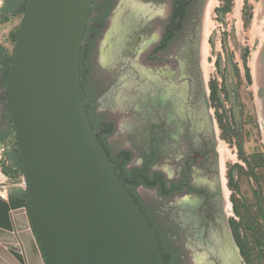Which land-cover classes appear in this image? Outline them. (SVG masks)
<instances>
[{"label":"water","instance_id":"water-1","mask_svg":"<svg viewBox=\"0 0 264 264\" xmlns=\"http://www.w3.org/2000/svg\"><path fill=\"white\" fill-rule=\"evenodd\" d=\"M94 0H28L6 79L28 202L0 199V264H166L89 118L82 48Z\"/></svg>","mask_w":264,"mask_h":264},{"label":"flooded vegetation","instance_id":"flooded-vegetation-1","mask_svg":"<svg viewBox=\"0 0 264 264\" xmlns=\"http://www.w3.org/2000/svg\"><path fill=\"white\" fill-rule=\"evenodd\" d=\"M208 2L94 0L83 40V72L90 56L117 67L103 103L132 109L144 126L135 133L145 156L134 170L122 167L128 155L119 152L117 160L96 134L154 230L166 264H247L229 217L228 175L209 112L214 93L205 89L201 52ZM259 61L264 73V49ZM258 98L264 109V84ZM142 188L163 204L155 216Z\"/></svg>","mask_w":264,"mask_h":264},{"label":"rangeland","instance_id":"rangeland-1","mask_svg":"<svg viewBox=\"0 0 264 264\" xmlns=\"http://www.w3.org/2000/svg\"><path fill=\"white\" fill-rule=\"evenodd\" d=\"M213 1L215 6L209 14L205 54L201 52V57L206 94L216 90L210 99L209 112L218 125L216 134L221 141L220 147L226 149L224 170L228 175L226 196L231 203L229 217L246 263L264 264V109L258 98V89L264 84L259 61L264 49V0ZM21 18L0 11V39L12 53ZM86 63L82 71L83 98L95 132L117 160L119 152L128 155L127 166L134 170L145 156L135 133L143 132L144 126L140 119L133 117L132 109L103 103L104 87L114 83L117 67L109 60L98 61L91 56ZM3 89L6 96L5 85ZM105 122L108 128H99ZM10 124L11 141L6 156L12 149L21 165L12 121ZM0 169L12 175L13 185L24 186L22 166L13 170L0 161ZM140 193L154 216L156 211H162L163 204L153 192L142 188Z\"/></svg>","mask_w":264,"mask_h":264},{"label":"crops","instance_id":"crops-1","mask_svg":"<svg viewBox=\"0 0 264 264\" xmlns=\"http://www.w3.org/2000/svg\"><path fill=\"white\" fill-rule=\"evenodd\" d=\"M28 0H0V11L7 15L22 16ZM11 31V29H10ZM12 58V51L7 45L0 39V161L7 168L16 170L20 165L17 162V157L12 153V149H9V156H6L9 142L11 141V124H10V110L9 101H6L4 92V80L6 71L9 69L6 63L10 62ZM2 169V168H1ZM0 169V185H4L8 188L9 198L8 202L13 209L24 207L28 202L27 194L24 186L21 184H12L11 174H6Z\"/></svg>","mask_w":264,"mask_h":264},{"label":"bare ground","instance_id":"bare-ground-1","mask_svg":"<svg viewBox=\"0 0 264 264\" xmlns=\"http://www.w3.org/2000/svg\"><path fill=\"white\" fill-rule=\"evenodd\" d=\"M214 1L213 0H209L207 6H206V16H205V28H204V39H203V42H202V50H203V54H205V46H206V41H207V27H208V24H209V14L212 12V9L214 8ZM205 56V55H204ZM220 152H221V156H222V161H225L226 159V149L225 147H221L220 149Z\"/></svg>","mask_w":264,"mask_h":264},{"label":"trees","instance_id":"trees-1","mask_svg":"<svg viewBox=\"0 0 264 264\" xmlns=\"http://www.w3.org/2000/svg\"><path fill=\"white\" fill-rule=\"evenodd\" d=\"M219 12L222 13L221 10H219ZM81 71H83V70L81 69ZM7 76H8V71H6L5 80H4L5 81L4 82L5 88H6V79H7ZM215 92H216V90H213L214 95H215ZM6 94H7V92H6ZM6 97L8 98V94L6 95ZM103 126L104 125H102V126L100 125L99 128H102ZM93 128L96 131V128L95 127H93ZM97 137H98V135H97ZM98 139H99L100 143H102V140L99 137H98ZM128 160H129V156H126L125 159H124V164H123L122 167H124V165L127 164ZM20 167H21V165H20ZM163 258H164V256H163Z\"/></svg>","mask_w":264,"mask_h":264},{"label":"built area","instance_id":"built-area-1","mask_svg":"<svg viewBox=\"0 0 264 264\" xmlns=\"http://www.w3.org/2000/svg\"><path fill=\"white\" fill-rule=\"evenodd\" d=\"M9 191L8 188L4 185H0V199L4 201H8Z\"/></svg>","mask_w":264,"mask_h":264}]
</instances>
